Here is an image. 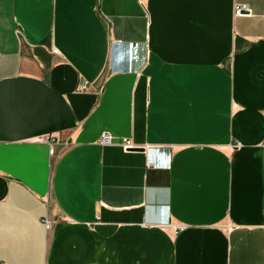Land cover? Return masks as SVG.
<instances>
[{
  "label": "crops",
  "instance_id": "obj_1",
  "mask_svg": "<svg viewBox=\"0 0 264 264\" xmlns=\"http://www.w3.org/2000/svg\"><path fill=\"white\" fill-rule=\"evenodd\" d=\"M0 264H264V0H0Z\"/></svg>",
  "mask_w": 264,
  "mask_h": 264
},
{
  "label": "built area",
  "instance_id": "obj_2",
  "mask_svg": "<svg viewBox=\"0 0 264 264\" xmlns=\"http://www.w3.org/2000/svg\"><path fill=\"white\" fill-rule=\"evenodd\" d=\"M246 7L245 6H236L234 13L236 16H241L244 15V12L246 11ZM88 88V84L85 82L80 88L79 90L81 92L86 91ZM41 141H46L49 145H50V155L54 156L56 154V148L55 145L51 142L50 138H41ZM113 141V137L110 134H103L98 143L101 144L102 146H108L111 145ZM121 146L123 147V149L125 151H132V150H136V146L133 144V142L130 139H123L121 141ZM47 223V227L48 229H51L52 223L50 221H46Z\"/></svg>",
  "mask_w": 264,
  "mask_h": 264
}]
</instances>
